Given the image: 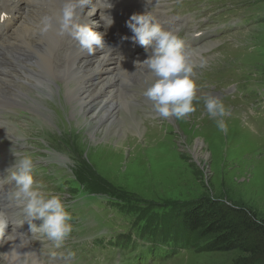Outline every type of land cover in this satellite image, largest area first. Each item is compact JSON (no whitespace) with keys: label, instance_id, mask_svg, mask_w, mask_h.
<instances>
[{"label":"rangeland","instance_id":"1","mask_svg":"<svg viewBox=\"0 0 264 264\" xmlns=\"http://www.w3.org/2000/svg\"><path fill=\"white\" fill-rule=\"evenodd\" d=\"M227 40H233L226 44L227 52L205 58L207 64L198 65L195 72L197 77H208L206 66L227 64L223 72L213 70V80L217 82L225 72L239 70L234 78L239 83L236 92L228 95V99L222 96L225 103L221 100L227 109L226 134L217 130L214 119L207 114L205 94H202L205 91L196 89L195 111L188 114L189 118L186 115L177 120L158 114V119L152 120L153 117H143L142 109L133 108L132 113L121 109L112 124L116 131L114 141L98 142L87 128L78 126L74 117L78 111L74 114L71 105L74 97L67 93V98L70 97L67 100L61 94L60 82L61 89L54 97L41 95L44 100L42 113L46 115L45 109H48L50 122L44 126L34 121L35 116L22 114L27 119L25 128L38 129L33 133L36 138L47 135V143L68 159L66 163L78 178L93 185L94 192L117 200L128 198L147 202L151 206L170 205L171 216L166 218L165 224L181 239L188 235L183 216L208 202L233 209L238 214L254 215L264 224V76L261 75L264 19L245 29L234 30L220 41ZM63 67L57 66L61 71ZM118 80L128 84V79L120 77ZM202 81L207 80L202 78ZM139 99V103L146 106L144 111L155 113L150 100L143 96ZM18 126L21 130L13 136L24 132V128ZM103 146L108 147L107 151ZM68 186L75 187L73 183H67L65 188ZM56 194L63 198L62 194ZM98 217L96 212V221ZM229 219L238 221L237 215ZM247 236L251 244L260 237L253 231ZM15 243L19 244V240ZM25 243V238L20 237L19 250L29 254ZM0 248L1 253L5 252L3 246ZM253 257L251 247L226 252L196 250L168 264H252Z\"/></svg>","mask_w":264,"mask_h":264},{"label":"bare ground","instance_id":"2","mask_svg":"<svg viewBox=\"0 0 264 264\" xmlns=\"http://www.w3.org/2000/svg\"><path fill=\"white\" fill-rule=\"evenodd\" d=\"M62 4L63 0H0V17H3L0 19V42L15 15H18L17 26L0 43V111L8 108L13 102L18 105L21 115L35 116L34 121L38 120V123L45 126L50 122V117L47 113L48 109H45L46 115L42 113L44 100L41 95L54 97L61 89L58 84L60 82L63 87L61 94L67 100H70V97L67 98V93L74 97L71 105L74 114L78 111L74 115L78 126L87 128L95 141L113 142L116 133L112 128L116 120L115 115L121 109H128L130 113L134 111L133 108L141 109L139 98L145 97L144 91L155 79L146 65L135 67L133 63L136 60L142 62L147 58L148 53L136 56L130 61H119L111 52V48L98 49L94 55H88L86 50L78 46L67 54L66 60L62 61L63 70H59L60 66L55 63L53 54L60 48L61 43L66 47L65 35H58L55 27L47 33H41L39 22L44 16L54 17ZM33 5H38L40 11H30L26 8ZM90 7L95 8L99 5L94 2ZM77 14L81 18V23L89 19L92 22V29L102 32L96 24L95 17L93 15L89 17L87 8H78ZM104 40L106 45L111 47V40L107 35L104 36ZM219 43L220 41L210 42L187 51L190 62L195 66L200 65L201 61L207 64L205 59L197 60V57L201 52L210 50ZM64 71L67 74H64ZM120 77L131 79V83L141 91L135 97L122 92L119 89L123 84L118 80ZM16 82L19 85L16 86ZM115 93L117 95H114ZM213 96L217 97V95ZM218 98L225 101L223 97L218 96ZM157 115L158 113L155 112L154 117ZM143 117L146 119L145 116ZM186 117L189 118V115ZM18 125L22 126V124H14L11 128H0V131L13 135L21 130ZM102 148L105 151L108 149L107 146ZM62 161L68 162V159L62 157ZM0 223H4L1 214ZM25 244V248L29 251L28 256L31 258L26 256L24 259L28 264H41L27 240ZM3 248L7 252L10 244H4Z\"/></svg>","mask_w":264,"mask_h":264},{"label":"clouds","instance_id":"3","mask_svg":"<svg viewBox=\"0 0 264 264\" xmlns=\"http://www.w3.org/2000/svg\"><path fill=\"white\" fill-rule=\"evenodd\" d=\"M94 2L99 7H90ZM78 8H87L89 17L99 10V20L103 23L105 31H94L89 23H81L77 14ZM112 8L110 0H63L59 12L54 17L44 16L40 20V32L47 33L55 27L58 35L71 37L88 55H94L98 49L111 48L106 45L104 36L114 22L109 14ZM125 24L132 36L121 39H130L133 43L143 46L148 53L142 62L136 60L133 63L135 67L146 65L155 77L143 93L152 102L153 110L164 118L174 117L177 120L194 112L196 84L192 77L195 75V65L190 62L184 40L178 37L174 30L162 28L148 12L133 13ZM121 58L123 60V57ZM204 64L205 62L201 61L199 66L204 67ZM204 106L208 116L214 119L217 130L226 134L228 127L224 117L227 115V109L222 101L216 96L206 94ZM11 154L14 162L6 172L15 186L13 198L18 201L26 219L15 229V234L11 224L0 223V240L3 241L0 247L10 244L7 252L0 253V264H28L24 257L29 254L21 252L20 247H17L20 245V237L26 236L31 240L33 234L40 233L52 242L55 248H60L73 231L72 216L66 210L60 195L46 192L43 185L34 181L32 157L13 149ZM34 221H40L39 226ZM24 223L29 226L30 236L18 231ZM9 225L11 231L5 234ZM17 240L19 244L15 243ZM74 257L75 253L68 252L66 259L71 260Z\"/></svg>","mask_w":264,"mask_h":264},{"label":"trees","instance_id":"4","mask_svg":"<svg viewBox=\"0 0 264 264\" xmlns=\"http://www.w3.org/2000/svg\"><path fill=\"white\" fill-rule=\"evenodd\" d=\"M200 206V209L189 210L183 216L188 225V235L182 240L192 243L197 251L203 252H226L251 247L254 256L252 264H259L264 260V224L257 221L254 215L238 214L233 209L211 202ZM232 215H237L236 223L229 219ZM164 228L168 232L173 231L169 225L165 224ZM252 231L260 237L251 244L247 233ZM196 239L200 241H191ZM199 243L203 244L202 247H198Z\"/></svg>","mask_w":264,"mask_h":264},{"label":"snow or ice","instance_id":"5","mask_svg":"<svg viewBox=\"0 0 264 264\" xmlns=\"http://www.w3.org/2000/svg\"><path fill=\"white\" fill-rule=\"evenodd\" d=\"M3 17H0V19H2Z\"/></svg>","mask_w":264,"mask_h":264}]
</instances>
